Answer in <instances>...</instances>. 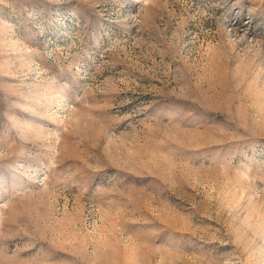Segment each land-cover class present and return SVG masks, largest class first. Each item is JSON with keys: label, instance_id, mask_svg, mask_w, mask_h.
<instances>
[{"label": "rangeland", "instance_id": "374dc122", "mask_svg": "<svg viewBox=\"0 0 264 264\" xmlns=\"http://www.w3.org/2000/svg\"><path fill=\"white\" fill-rule=\"evenodd\" d=\"M0 264H264V0H0Z\"/></svg>", "mask_w": 264, "mask_h": 264}]
</instances>
